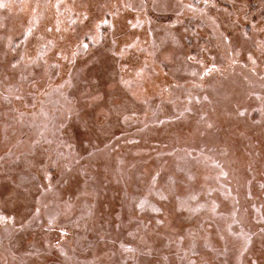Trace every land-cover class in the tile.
I'll use <instances>...</instances> for the list:
<instances>
[{
    "label": "rangeland",
    "instance_id": "obj_1",
    "mask_svg": "<svg viewBox=\"0 0 264 264\" xmlns=\"http://www.w3.org/2000/svg\"><path fill=\"white\" fill-rule=\"evenodd\" d=\"M0 264H264V0H0Z\"/></svg>",
    "mask_w": 264,
    "mask_h": 264
},
{
    "label": "bare ground",
    "instance_id": "obj_2",
    "mask_svg": "<svg viewBox=\"0 0 264 264\" xmlns=\"http://www.w3.org/2000/svg\"><path fill=\"white\" fill-rule=\"evenodd\" d=\"M42 12H44L43 9L41 8V6L39 4L36 3L33 6L32 11H29L26 14L27 18L32 17V18H30V23H29V27L32 25L31 28L29 29L30 30V37H29L30 40L36 44H41L48 39L54 40L53 51L57 50V49L63 50L64 52H66L65 54L67 55L68 53H70L71 50L70 49L68 50V48L64 49V44L67 42V40L72 39V37L75 35V26L74 25L69 26V25L61 22L60 23V28L62 29L61 31L60 30L58 32L53 31V30L48 31L46 29V26L48 23H51L48 20L49 16L41 17V18L37 17ZM33 15H37V16L34 17ZM137 15L144 19V15L142 12H140V14H137ZM143 37H144L143 39H145V41L148 43L147 34H145V36H143ZM34 49L35 48H33L31 51H34ZM133 54H134V56H133L132 61H131L132 63H133V61L137 60L136 58H140L143 55H145V53L139 52L137 50H134ZM48 58L54 59L53 54L50 53ZM64 64H65V68H66L67 62H64ZM61 77H62V75H60V77L58 79H55V81L59 82ZM173 83H174L173 80L169 79L168 77H165L162 80V83L159 86L158 90H162V91L165 90L166 91L169 89V87ZM154 92H156V91H154ZM157 92L155 94H153L152 96L153 97H159L161 95V93H157Z\"/></svg>",
    "mask_w": 264,
    "mask_h": 264
}]
</instances>
